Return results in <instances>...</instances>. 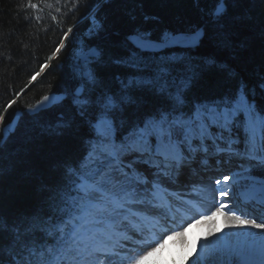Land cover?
I'll return each mask as SVG.
<instances>
[{"label":"trees","instance_id":"trees-1","mask_svg":"<svg viewBox=\"0 0 264 264\" xmlns=\"http://www.w3.org/2000/svg\"><path fill=\"white\" fill-rule=\"evenodd\" d=\"M223 6L216 14L215 0H0V137L17 109L66 93L49 109L25 113L0 142V227L8 232L51 218L70 183L69 166L86 154L104 96L115 100L110 118L117 125L173 108L188 111L239 90L264 109V0H224ZM200 27L205 32L196 48L146 52L127 39L139 33L161 40ZM90 47L99 55L87 81L75 55ZM262 169L248 174L263 183ZM3 255L6 262L8 252Z\"/></svg>","mask_w":264,"mask_h":264},{"label":"snow or ice","instance_id":"snow-or-ice-1","mask_svg":"<svg viewBox=\"0 0 264 264\" xmlns=\"http://www.w3.org/2000/svg\"><path fill=\"white\" fill-rule=\"evenodd\" d=\"M215 3L219 7L213 11L219 14L224 10V0ZM199 36L197 32L177 39L166 34L164 43L195 41ZM131 39L139 49L162 46L140 35ZM87 75L92 78L90 72ZM35 79L33 76L32 80ZM43 99L48 101L49 97ZM176 99L180 102L179 95ZM10 107L11 104L4 112ZM115 107L111 96H104L99 103L91 122L93 136L86 154L76 165L69 166L70 183L55 212L49 214L51 218L25 223L8 232L0 227V264H115L117 259L120 264L125 261L147 264L164 247L163 236L155 239L153 229L158 226L159 217L164 216L162 210L174 205L173 193L166 185L173 179L176 162L185 146L190 149L193 140L201 146L211 141L217 152L259 159L264 165V109L257 110L243 90L211 103L198 104L188 111L163 110L133 124L114 123L110 110ZM3 123L4 115L0 113V124ZM2 132L0 142L7 140L12 132L11 119ZM204 151L208 148L204 147ZM239 175H225L223 179L236 180ZM215 184H221V180L217 179ZM220 195L224 196L222 189ZM213 207L215 211L210 210L209 215H200L201 222L213 221L226 205L223 201L216 204L214 200ZM228 211L226 224L264 230V217H257L262 221L257 223L256 219L237 215L233 209ZM172 234L183 236L182 231L173 230ZM137 235L145 241L151 235L155 244L147 243L137 251V241L133 239ZM4 251L8 252L6 262Z\"/></svg>","mask_w":264,"mask_h":264},{"label":"rangeland","instance_id":"rangeland-1","mask_svg":"<svg viewBox=\"0 0 264 264\" xmlns=\"http://www.w3.org/2000/svg\"><path fill=\"white\" fill-rule=\"evenodd\" d=\"M143 36L147 37L146 35ZM85 50V48L77 50L75 61L80 68L82 77L87 81H92L93 72L91 63L95 57L91 56L89 61L83 63L82 60ZM98 54L99 53L96 51V55ZM89 72L92 75L91 79L87 75ZM206 146L213 148L216 152L215 146L207 141L204 146H201L198 141L193 140L190 149L187 146L184 147L182 156H185L190 152L192 153V151L195 152V156L191 157V160L184 164L179 160L176 162V171L173 175V179L170 181L169 185H166L168 190L173 193L175 201L174 206L162 210L163 214L166 216V220L158 224V226L153 229V233L155 239H160L159 235L161 234L162 229L164 232L168 233L172 225H177L180 221L183 222L191 216L201 214L208 215V213L202 208V205H200L203 203L202 199L198 198L201 202L200 203L198 200H194L192 195L202 190L205 185L210 184L217 195L215 203L219 204L223 201L226 205L224 211L217 214L216 219L215 217L213 219L214 226L216 225L214 228L215 230L217 229L216 231L218 233L217 237L211 240H203L199 233L200 226L196 227L195 225L192 230H189L191 229V226H189L186 233L190 235L185 236L184 241L175 243L169 237L163 238L164 247L155 253V255L149 259L147 264H260L263 262V249L257 243L260 239L257 234L250 230H246L244 231L245 235L242 234V236L240 235V237H236L233 233L231 235L227 234V232L224 231V225H221L219 222L221 221L220 218L222 215L226 213L230 215L228 211L229 209L234 210L233 205L238 195L244 194L248 196L255 195L257 197H264V182L257 183L251 179L248 174V167L256 164L258 160L234 157L227 152H217L214 155V153L204 151V147ZM188 170L189 173H187ZM204 173L219 176L225 173V175L229 177L235 176L237 173L240 175L236 180L231 178L224 180L223 177L225 175H222L220 177L221 184L219 185L215 184V181L211 179L207 180V177H191ZM222 183H224V185ZM221 189L224 191L223 197L220 195ZM245 208L251 213H255L257 210H260V213H263L262 210H264V204L257 203L255 206H246ZM261 217H264V214L261 215ZM243 218L249 219L246 217ZM256 222L261 223L262 221L258 219ZM195 230H198L199 232H195ZM192 237L193 241H191ZM238 238H240V240ZM133 239L137 241V244L135 245L137 251L145 247L147 243L155 244V240L151 235L148 236L146 241L143 237L138 235L133 236ZM248 246H252L257 251V258L255 260L248 254ZM121 255H124V253H121ZM115 264H120L119 259L115 261ZM124 264H127V262L125 261Z\"/></svg>","mask_w":264,"mask_h":264},{"label":"bare ground","instance_id":"bare-ground-1","mask_svg":"<svg viewBox=\"0 0 264 264\" xmlns=\"http://www.w3.org/2000/svg\"><path fill=\"white\" fill-rule=\"evenodd\" d=\"M194 156H195V152L192 153L191 157H194ZM187 161H189V160L187 159L186 161H183V162L185 163ZM183 162H182V164H184ZM206 166H208V165H206ZM187 173H189V170H188ZM207 180H210V179H207ZM222 184L224 185V183H222ZM216 196L217 195H216L215 190L213 189L212 185L207 184V185L204 186V188L202 190L194 193V195H192V198L194 200H198V198L202 199L203 203H201L199 200L198 201L201 203L200 205H202V208L205 210V212H207L208 215H209L210 214V210L211 211H215V208L213 207V202L216 199ZM245 210H247V209L245 208ZM165 217H166L165 215L162 216V217H159V224L166 220ZM215 219H216V216H215ZM220 220L221 221H219V222L221 223V225H224V227H225L224 231L227 232V234L231 235L233 233L236 237L237 236L240 237V235L242 236V234L245 235L244 231H246V230H250L251 232L257 234V236L260 238L258 241H260V242H258L257 240L256 241L262 247L263 254H264V232H262L264 230L251 227L250 225L249 226H242V225H229V224H226L225 223L226 214L222 215ZM214 222H215V220H214ZM180 225H183V227H180ZM195 225H196V227L200 226V228H199L200 232L198 230H195V232L198 231L200 233V236L202 237L203 240H211V239L216 238L217 235H218V233L216 231L217 229L215 230V228H214L216 225L214 226L213 221L201 222L200 221V215H197V216L195 215V216L189 217V219H186L183 222L180 221V223H178L177 225L176 224L172 225L170 227V231L168 233L164 232L163 229H162L161 230V234L159 236L160 237L163 236V238H165V237L168 238L169 237L175 243H179L180 241H184L185 236H189L190 235V234L186 233L187 228L189 226H191V229H189V230H192V228ZM253 228H254V230H253ZM173 230H175L177 232L182 231L183 232V236H174L172 234ZM210 232H211V234H210ZM192 233H194V232H192ZM238 239L240 240V238H238ZM191 241H193V237L191 238ZM247 251H248V254L250 255V257H252L254 260L257 258V251L252 246H250V247L248 246V250ZM260 264H264V260Z\"/></svg>","mask_w":264,"mask_h":264},{"label":"water","instance_id":"water-1","mask_svg":"<svg viewBox=\"0 0 264 264\" xmlns=\"http://www.w3.org/2000/svg\"><path fill=\"white\" fill-rule=\"evenodd\" d=\"M197 32L200 33V36L195 41L182 40L180 42L166 43V44L164 43V38L161 39V40H157V39H152V38L146 37L147 39L151 40L152 43L159 44V45H162V46L156 47V48H149V49H140V50L146 51V52L159 53V52H162V51H164L166 49H173V48H196L197 46L200 45V41H201V39H202V37L204 35V32H205L204 27H200V28H198L195 31H180V32H177V33L170 34V36H177V39H180V37H190L194 33H197ZM137 35L143 36V35H141L139 33H132V34H130V35L127 36L128 41L134 47H136V45L133 44L131 37L137 36ZM143 37H145V36H143ZM95 50H96V48H94V47H90V48L86 49L85 52H84V55H83V62H85L87 60V59H85V55L88 54L87 55V57H88V56L92 55L91 53H94ZM29 87L30 86H28L22 92V94L20 96H22L28 90ZM83 92H84V85H79L77 87V89L75 90V94L77 96H81L83 94ZM44 96H48L49 97V100L48 101H44V99H43ZM44 96L40 100L36 101L32 106L27 107L25 110H23V109H17L15 111L13 117L11 118V121H12V132L9 133L8 138H9V136L11 134H13L16 131V129H17L19 123H20V120H21L22 116L25 113L30 114V115H34V114H38L39 112H41L43 110L49 109L52 106L61 103L66 98V93H63V92H60V93L51 92V93L46 94ZM12 105L13 104H11V106ZM8 123H6V124H8ZM2 136H3V132H2ZM5 141H3L1 143H4Z\"/></svg>","mask_w":264,"mask_h":264}]
</instances>
